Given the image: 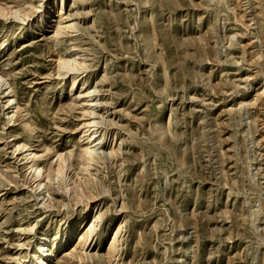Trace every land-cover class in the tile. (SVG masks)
Here are the masks:
<instances>
[{
	"label": "rangeland",
	"instance_id": "1",
	"mask_svg": "<svg viewBox=\"0 0 264 264\" xmlns=\"http://www.w3.org/2000/svg\"><path fill=\"white\" fill-rule=\"evenodd\" d=\"M43 238L47 264H264V0H0V264Z\"/></svg>",
	"mask_w": 264,
	"mask_h": 264
},
{
	"label": "bare ground",
	"instance_id": "2",
	"mask_svg": "<svg viewBox=\"0 0 264 264\" xmlns=\"http://www.w3.org/2000/svg\"><path fill=\"white\" fill-rule=\"evenodd\" d=\"M76 62H73L72 64L69 62H62L60 64L59 69H64L65 71H69L75 68ZM94 122H89V127L92 128L93 127ZM97 133V131H95L93 133V131L90 133L89 137H88V147L85 149L84 152V156L82 157V165L81 167L83 168L84 171H87V166L88 163L91 161H94V154H95V147L98 145L97 143V139L96 137H94L93 134ZM99 142V141H98ZM59 160V164L57 169L55 170L56 174H63L66 170H67V164L65 159H63L62 157H58ZM58 162V161H57ZM35 171H36V175L37 177L41 175V170L39 169V167H35ZM39 187V186H38ZM71 233V230H69V234ZM118 233V231H117ZM47 240L45 238L42 239L40 245H38L37 247V254L34 256V258L32 259V261L29 264H47V262L50 260L51 258V254H50V250L47 246Z\"/></svg>",
	"mask_w": 264,
	"mask_h": 264
}]
</instances>
